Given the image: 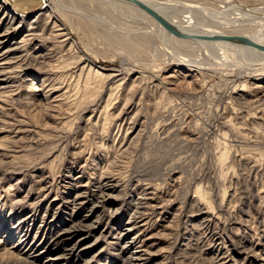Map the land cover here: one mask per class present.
I'll use <instances>...</instances> for the list:
<instances>
[{"label":"rangeland","instance_id":"1","mask_svg":"<svg viewBox=\"0 0 264 264\" xmlns=\"http://www.w3.org/2000/svg\"><path fill=\"white\" fill-rule=\"evenodd\" d=\"M0 1L15 49L0 58V264H42L24 243L45 229L60 255L85 238L67 264H264V61L178 44L109 0L16 19ZM155 2L235 51L264 44V0ZM132 216L137 262L117 239Z\"/></svg>","mask_w":264,"mask_h":264},{"label":"bare ground","instance_id":"2","mask_svg":"<svg viewBox=\"0 0 264 264\" xmlns=\"http://www.w3.org/2000/svg\"><path fill=\"white\" fill-rule=\"evenodd\" d=\"M5 1H6L7 5H8V7H5V11H6L5 14L10 15L13 19H16V17H25L23 12L22 11L18 12L17 9H25V8L28 7V5L38 4L39 5L38 9L40 10V9H42V8H44L46 6V2H47V0H5ZM53 1H55V0H53ZM84 1H86V0H84ZM95 1H97V0H95ZM109 1H112L113 3L116 2V4L117 3H122V4L126 5L127 8L129 7V8L135 9V10L138 9L140 11L143 10L148 15L151 14V13L146 8H150L155 13H157L159 16H161L163 19H165L170 24V26L173 27V28H171V30L167 29L166 26L161 22L160 19L155 18L151 14L153 16V18H154L155 27L157 28V30L162 32V33H164L166 37H168L170 40L175 41L177 43L179 42V43H184V44L185 43L191 44V43L195 42V44L197 43L198 45L207 46V48H212L211 50L218 51V53H219L218 56H219L220 59L222 58V60L223 59L225 60L229 56H231L232 60H233V59L237 58L236 56H238L240 58L239 60H240L241 64L242 65L244 64L246 66L254 65L255 63L258 64V63L264 61V44L261 45L260 47L258 45V47L257 46L254 47L253 46L254 48L251 47L249 49L235 51L236 49L234 50L231 46H229L225 42V40H222V38L219 39L220 37L217 36L218 34L214 31V28H211L210 26L209 27L202 26L201 24L197 23V21H195L194 19H193L194 23H191L192 21L189 22L190 20L189 21H185L183 19L184 15L182 13L179 16L169 14L167 12L166 8H164V6L162 7L161 5L156 3L155 0H134V1H132V0H109ZM1 3L2 2L0 1V5H1ZM122 4H120V5H122ZM3 7L4 6L2 4L0 9H2ZM123 8H125V7H123ZM39 10H37V11H39ZM170 10H172V9H170ZM37 11H35V12H37ZM144 12H143V14H144ZM259 12L260 11L256 12V10H255V14L259 13ZM143 14H141V15L143 16ZM0 24H1V22H0ZM203 25H205V24H203ZM10 28H12V27L10 26ZM10 28L6 29V30H2V32L0 33V58L3 57L4 55L10 53L11 51L15 50V49H9L10 46H13V45H11V41L14 40V38L11 37V31H14V30H12ZM174 30L177 31V32H174ZM179 33L181 35H176V34H179ZM220 33H221V31H220ZM143 40H144V38H143ZM188 47H189V45H188ZM189 58H192V56H190ZM196 59H198V58H196ZM239 60H238V62H239ZM179 62L184 63L182 61H179ZM233 63H234V61H233ZM219 64H217V65H219ZM210 65H214L215 66V64H210ZM202 67H204V66H202ZM235 67H237V66H235ZM208 68H211V66L208 67ZM1 69H2V66L0 67V70ZM219 72H220V70H219ZM108 202H110V198H107L106 200L103 201L104 204H107ZM133 218H134L133 216L130 217L128 219L127 223H125L124 225L120 226V228H119L120 233L117 234V239H118L119 242L123 243L122 254L123 255H128L134 262H137V261H139V256L141 255L140 254L141 251H139L141 246H138V248L135 246L136 245L135 243L138 242L137 241L138 239L135 236L136 224H135V220ZM109 224H111V222ZM117 232H119V231H117ZM59 233L60 234L58 235V238H57L58 242L66 241L69 236H71V237L75 236L76 237L78 235L76 233V231H74L72 229H68V230H66V229L63 230L62 229ZM28 234L29 233L27 232L26 236ZM53 240H55V239H53ZM84 242H86L85 238L81 239L79 242L77 241L76 245H74L73 247L71 246L72 249L70 250L71 252L68 255H66V254L60 255L58 253H53V251H52L53 248L52 247L55 246V245L53 244L52 239L49 238L48 233H47V229H45V232H44L43 235H38L36 238L34 237V239L32 241H29L28 238H27V240H25L24 247L26 248L27 252L29 253L28 260L33 262V263L42 262V264H67V262L70 263V260L72 258L71 256H73L74 253L76 251H78V248L80 247V245L82 246Z\"/></svg>","mask_w":264,"mask_h":264},{"label":"water","instance_id":"3","mask_svg":"<svg viewBox=\"0 0 264 264\" xmlns=\"http://www.w3.org/2000/svg\"><path fill=\"white\" fill-rule=\"evenodd\" d=\"M132 1H134V0H132ZM146 9H148V10L150 11V13H151L155 18L160 19L161 22L166 26L167 29L171 30V28H173L172 26H170V24H169L165 19H163L161 16H159V15H158L157 13H155L153 10H151L150 8H146ZM174 32H177V31L174 30ZM177 35H181V34L179 33V34H177ZM223 38H225V37H223ZM226 38H231V37H226ZM245 44H248V43H245Z\"/></svg>","mask_w":264,"mask_h":264}]
</instances>
